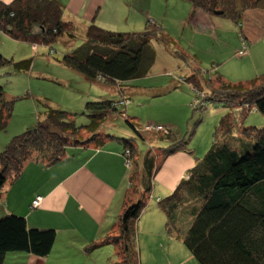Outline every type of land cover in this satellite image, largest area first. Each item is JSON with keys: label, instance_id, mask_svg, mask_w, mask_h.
<instances>
[{"label": "trees", "instance_id": "obj_1", "mask_svg": "<svg viewBox=\"0 0 264 264\" xmlns=\"http://www.w3.org/2000/svg\"><path fill=\"white\" fill-rule=\"evenodd\" d=\"M183 1L191 5L194 16L196 10L207 15L219 13L220 17L237 26L248 10L264 11V0ZM145 25L142 32L120 33L91 23L81 43L66 50L59 63L90 82L115 85L121 90L127 83L149 74L155 62L152 41L169 44L162 33L154 30L161 31L150 19ZM0 33L18 43L48 47L50 53L54 50L51 47L59 40L77 39L73 24L63 19V7L56 0L0 1ZM245 42L247 48L246 39ZM246 55L247 51L237 57ZM179 56L187 59L183 54ZM32 64V59L15 62L0 52V69L11 67L14 73H27ZM201 75L195 67L184 79L185 83L193 92L203 94L201 102L204 105L219 104L230 113L215 128L214 142L206 155L197 159L187 177L171 194L157 200V208L164 216L167 235L180 239L199 264H264V125L240 126L235 129L237 134H233L236 120L231 113L235 111L245 117L255 111L264 117V73L236 84L226 83L217 74L207 82ZM17 100L7 98L4 87L0 86V133L9 127ZM124 101L132 102L129 98ZM118 103L104 99L87 102L81 115L88 121L82 126L75 124L73 117L76 114L44 103L45 112L38 116L34 127L12 137L0 150V195L9 183L21 177L29 162L50 167L60 162L71 147L101 148L107 142H116L122 146L121 154L130 171V187L139 175V183H144L145 189L142 193L137 190L132 193L129 189L116 231L90 249L97 245H112L122 256L123 264H139L135 227L147 209L150 180L167 157L179 151L193 156L194 151L185 148V139H176L174 132L164 128L167 135L161 140L168 145L158 149L161 150L159 163L151 150L144 154L141 164L135 158L131 162V156L126 157L125 150L137 156L135 138L103 131L111 114L129 105ZM193 107V110L205 109L197 104ZM119 114L139 135V126L131 122L135 119L129 120L123 111ZM83 134L86 136L82 137ZM131 194L135 198L130 197ZM55 242L54 229L29 227L26 219L16 214L0 216V264H4L10 254L46 258Z\"/></svg>", "mask_w": 264, "mask_h": 264}, {"label": "rangeland", "instance_id": "obj_2", "mask_svg": "<svg viewBox=\"0 0 264 264\" xmlns=\"http://www.w3.org/2000/svg\"><path fill=\"white\" fill-rule=\"evenodd\" d=\"M193 11L191 5L183 0L106 1L100 18L103 19L102 15L109 18V23L110 19H116L117 23L121 22L123 28L115 29L107 25L103 29L120 33L142 32L146 28L145 19L146 21L150 19L156 28L161 29V31L154 30L162 33L169 42L168 45H164L159 41H152L155 62L149 74L143 79L127 83L121 91L115 85L102 83L90 85L80 74L60 64L62 54L68 50L64 46L63 39L51 47L54 49L52 53L48 47L38 46V52L35 54L32 51V45L25 43H18V50H10L6 46L4 48L6 51H3L6 58H12L15 62L32 59L33 64L27 73H14L11 67L0 69V86L4 87L6 97L18 98L14 104L10 126L5 132L0 133V142L3 144L7 140L0 149L12 137L34 127L38 116H42L45 112L44 103H48L52 108L76 114L73 120L77 126H82L88 121L86 116L81 115L87 102L105 99L120 103L123 98H126L124 100L129 98L132 101L131 104L119 111L126 112L129 120L135 119L131 122L139 126L140 134H135L132 127H128L126 119L119 114V111L111 114L103 131L127 138H132L128 135L130 131L136 135L132 136L135 138L138 149L135 150L137 156L130 155V152L125 150L126 157L131 156V162L136 159L141 164L142 155L151 150L153 154H156L158 164L161 160V150L158 149L165 145L161 139L167 135L166 129L174 132L176 139H185V148L194 151L191 157L196 162L197 159L201 160L214 142L215 128L230 111L219 104L208 103L206 106L202 105V102L197 105L203 108L206 106L205 109L196 107L200 111L193 110L196 99L201 101L202 99L197 92L191 90L184 79L191 75L195 67L199 69L202 78L207 82L210 78L214 79L216 74L222 76L226 83L231 84L242 83L255 76L248 78L250 60L243 64L242 60L246 59V56L241 58L236 55L241 51L240 39L245 40V37L239 34V26L226 18L207 15L197 10L194 16ZM75 41L79 44V37ZM179 54H183L187 59L180 57ZM204 84L203 81L202 85ZM231 113L236 120L233 134H237L235 129L240 126L261 127L264 125V117L255 111H250L245 117H241L235 111ZM158 126L163 127L164 131L158 132L152 129ZM149 134H152V137L148 138L147 142L157 138L156 145L147 144L144 138ZM85 136V134L82 135V137ZM141 167L142 165L139 169ZM139 180L138 175L130 187L132 193L139 191ZM130 197L134 195L131 194ZM30 207L36 209L32 207V203ZM156 214L162 213L154 203L151 209H147L146 220H144L147 221L145 228L150 226L151 235H139L143 247L147 244L151 246V249L156 247L161 249V251L149 252L146 264H199L190 256L182 243L175 245L168 239L170 247H163L166 245L165 239L160 237L158 232L160 228H164V219L162 220ZM136 237H138L137 233ZM105 239L106 237L103 238ZM104 249H107V254L111 255L105 259V264H123L122 256L118 254L114 246L106 245ZM136 249L138 251L137 238ZM142 255L144 257V250ZM118 257L121 260H118ZM9 263L12 264V261Z\"/></svg>", "mask_w": 264, "mask_h": 264}, {"label": "crops", "instance_id": "obj_3", "mask_svg": "<svg viewBox=\"0 0 264 264\" xmlns=\"http://www.w3.org/2000/svg\"><path fill=\"white\" fill-rule=\"evenodd\" d=\"M0 1L10 3L13 0ZM56 1L63 7V19L73 24L80 43L87 26L91 23L102 28H106L107 25L115 29L123 28L121 22L117 23L116 19H110L109 23V18L103 15V19L100 18L107 0ZM239 34L248 41L246 59L242 60L243 64L250 60L248 78L264 73V11L252 9L245 12L239 26ZM63 42L68 49L80 44L66 38H63ZM17 45L18 42L0 33L2 54L6 51L4 49L6 46L10 50H15ZM32 51L37 54L38 47L32 46ZM84 80L90 85L97 84L85 78ZM128 135L133 138L131 131ZM151 137L152 134H149L144 139L147 142ZM156 139L148 141L147 144L156 145ZM6 142L7 140L3 144ZM163 143L165 145H162V148H165L168 143L166 141ZM3 144L0 142V148ZM121 149L122 146L116 142H107L101 148L71 147L67 150L66 156L53 166L43 167L35 162L27 163L21 177L3 189L0 195V216L16 214L23 216L29 227L54 229L56 242L46 258L10 254L7 255L4 264H10V261L12 264H105V259L111 256L107 254V249H104L106 245L90 248L102 242L103 238L114 234L118 217L129 193L130 171L125 166ZM195 163L196 160L184 151L167 157L150 180L151 192L147 209H151L152 204H157V200L171 194L179 182L187 177ZM144 189V183H139V193ZM37 197H41L42 202L38 208L31 209L30 204ZM147 209L136 223L139 264H146L149 252L161 251L159 247L151 249L150 245L143 242V247L140 243V234L151 235L150 226L145 228ZM156 215L164 219L163 214ZM158 235L165 239L166 245L162 244L165 248L171 245L168 239L175 245L182 243L180 239L167 235L165 227L160 228Z\"/></svg>", "mask_w": 264, "mask_h": 264}, {"label": "built area", "instance_id": "obj_4", "mask_svg": "<svg viewBox=\"0 0 264 264\" xmlns=\"http://www.w3.org/2000/svg\"><path fill=\"white\" fill-rule=\"evenodd\" d=\"M240 41H241V52L239 53V55H245V53H246V42H245V40L243 39V38H241L240 39ZM200 97H202L201 95H200ZM200 102H201V100H199V99H196V104H200ZM127 104H129V102H127V101H121L120 103H119V105H121V106H126ZM202 105H204V103L202 102ZM150 129V128H149ZM152 129H154V130H156V131H164L161 127H156V128H152ZM41 203V198L40 197H37L33 202H32V207L33 208H37V207H39V204Z\"/></svg>", "mask_w": 264, "mask_h": 264}, {"label": "bare ground", "instance_id": "obj_5", "mask_svg": "<svg viewBox=\"0 0 264 264\" xmlns=\"http://www.w3.org/2000/svg\"><path fill=\"white\" fill-rule=\"evenodd\" d=\"M246 51H247V48H246ZM240 53V52H239ZM239 53H238V55H239ZM246 54V53H245ZM244 55V54H243ZM243 55H239V56H243ZM36 199V198H35Z\"/></svg>", "mask_w": 264, "mask_h": 264}, {"label": "water", "instance_id": "obj_6", "mask_svg": "<svg viewBox=\"0 0 264 264\" xmlns=\"http://www.w3.org/2000/svg\"><path fill=\"white\" fill-rule=\"evenodd\" d=\"M215 16H219V13H215Z\"/></svg>", "mask_w": 264, "mask_h": 264}]
</instances>
